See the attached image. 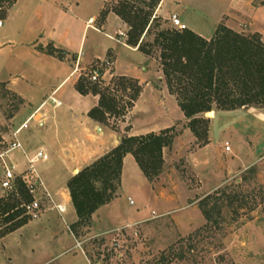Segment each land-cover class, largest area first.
Returning a JSON list of instances; mask_svg holds the SVG:
<instances>
[{"label":"rangeland","instance_id":"rangeland-1","mask_svg":"<svg viewBox=\"0 0 264 264\" xmlns=\"http://www.w3.org/2000/svg\"><path fill=\"white\" fill-rule=\"evenodd\" d=\"M18 1L0 3V20L4 22L8 18ZM120 1L136 5L135 10H151L140 0H99L101 13L95 23L99 26L105 24L108 15L103 18V14H116L114 9ZM163 1L154 9L156 20L150 21L151 30L144 40L148 48L154 43L156 34L163 29L188 28L211 39L221 25L246 35L259 33L264 41V0H190L197 13L183 12L181 0H166L164 4ZM174 14L179 16L185 28L180 29L174 25L171 20ZM2 27L0 32L6 28ZM125 27L127 42L130 28L127 23ZM123 34L121 32L113 35L119 38ZM151 49L150 55L141 51V56L119 48L118 66L113 50H107L103 60L96 58L98 53L92 52L81 63L77 62L74 55L69 57L77 71L74 78L76 90L80 83L92 89L94 82L89 77L93 70L100 69L103 71L102 82L95 84L100 86L101 92H107L117 99L119 113L109 114L106 122H99L89 116L98 126V129L94 128L96 136L89 140L93 149L103 150L101 128L105 129L107 135L111 134L114 138L116 136L119 143L126 136L160 133L167 128L173 129L172 133L176 136L171 145L172 149H166L162 173L152 181L148 179L151 182L152 195L144 197L145 188L139 177L140 167L135 161V166L128 163L123 195L112 208L104 210L102 219L96 217L94 220L92 216L90 224H79V217L74 223L69 221L72 236L60 238L61 241L55 246V253L69 250L73 237L75 246L87 255L90 264H264V107L237 108L244 109V119L235 118L236 116L232 118L234 114H220L215 120L214 112L210 116L208 113L200 114V117L209 121V129L215 121L218 127L216 139L221 135V129H225V135L214 144L213 157H192L206 144H203V138L199 139L194 134L190 128L191 119L185 115L176 96L169 90L161 65L160 48L154 46ZM50 50L55 52V49ZM58 52L63 57V51ZM1 63L2 61L0 66ZM130 65L138 66V73L144 76L143 82L126 72ZM2 67L5 72H11L13 77H18L21 82L18 88L35 100L56 85L70 70L66 63L43 65L39 59L20 56L7 61ZM141 67L146 70L142 71ZM26 76L28 79H36L34 84L29 82L31 80L27 81ZM122 78L139 81L142 92L136 101L132 100V88L123 90ZM147 83L150 84L152 92L146 93L139 102ZM87 95L96 96V106L99 105L100 94L90 92ZM30 110L35 109H31L7 82L0 81V199L8 196L10 192L1 185L7 166H16V182L22 180L28 185L35 179V172L30 168L26 154L32 157L42 149L50 155L47 161L39 160L36 164L53 188L65 186V181L60 179L64 172L68 174V187L70 179L84 167L76 157H61L56 154L52 140L44 133L51 130L53 121L63 116L52 108H40L32 111L33 113H27ZM234 110H221L214 106L212 111L220 113ZM235 120L246 124L245 130L240 129L237 137L231 134L232 121L235 125ZM20 128L23 129L18 137L23 139V149L11 150L14 141L12 134ZM210 138L208 132V143ZM226 141L231 142L230 152L226 150ZM80 148L78 145L63 147L68 152ZM111 150L100 157H90V162L96 159L93 162L95 163ZM95 153L99 154L101 151ZM238 157H245L248 161L232 165L231 160ZM254 157L261 160L256 162ZM56 192L58 191H54ZM67 193L70 194V190ZM209 194L214 199L208 207H215L216 203L213 220L207 219L201 206L202 199ZM62 195L59 193V196L66 199ZM216 197L219 200L216 201ZM130 198L134 201L133 205L130 204ZM41 204V216L35 220L29 219L25 224L33 223L27 230H23L22 235L25 238L22 241L11 234L25 225L4 235L2 233L8 227L3 224L0 216V264H17L13 254L18 255V249L24 244L28 248L32 247L36 241L28 242L27 239L35 233L41 237L37 241L44 238L49 241L52 232L63 236L65 222L62 215L57 214L52 200L43 197ZM75 227L76 234L73 232ZM78 243L81 245L78 246ZM45 259L46 256L42 255L34 263ZM80 264L85 263L82 261Z\"/></svg>","mask_w":264,"mask_h":264},{"label":"trees","instance_id":"trees-1","mask_svg":"<svg viewBox=\"0 0 264 264\" xmlns=\"http://www.w3.org/2000/svg\"><path fill=\"white\" fill-rule=\"evenodd\" d=\"M6 1L10 0H0V3ZM160 1L140 0L151 8L149 11L143 8L135 10L137 6L128 1H120L114 10L129 25L128 45L147 55L152 53L151 47L160 48L161 65L169 90L191 119L190 128L194 134L207 144L209 121L200 114L211 112L214 106L221 110L264 107V41L259 33L246 35L221 25L211 39L188 28L163 29L148 48L144 40L151 30L150 21L157 18L154 9ZM103 15L106 18L108 12ZM100 72L103 73L102 70ZM121 81L123 90L133 89L132 100L136 101L142 92L139 81L133 78H122ZM99 88L95 83L92 89L83 83L77 86L83 95L90 92L101 95L99 105L89 112V116L106 122L109 114L119 113L117 99ZM172 132L173 129L167 128L160 133L123 137L108 154L74 175L68 182V188L79 217L78 223L90 224L93 214L101 206L118 197L127 154L134 156L150 181L158 177L165 164L164 148L171 146L176 136ZM212 199L214 196L209 194L201 201L208 220H213L216 207V203L215 207H208ZM31 200L32 195L25 182L17 180L16 188L0 199V216L8 227L2 234L28 223L30 217L21 205ZM73 232L76 234V227Z\"/></svg>","mask_w":264,"mask_h":264},{"label":"crops","instance_id":"crops-1","mask_svg":"<svg viewBox=\"0 0 264 264\" xmlns=\"http://www.w3.org/2000/svg\"><path fill=\"white\" fill-rule=\"evenodd\" d=\"M165 1L166 0L163 1V4ZM181 3L183 12L197 13L196 8L191 5L190 0H181ZM100 13L101 5L99 0H19L14 5L8 18L4 20L2 29L6 26L5 30L0 32V61H2L0 66V81L7 82L12 90L22 96L31 109H35L30 110L27 113H33L40 108H47V110L52 108L63 116V118H60V116L57 120L53 121L51 123V130L44 131V133H46V136L52 140L51 143L55 147L54 151L56 154L61 157H76L78 162L84 164V167L91 165L96 160L90 162V157H100L104 155L109 150L116 147L119 144V141L116 140V136L114 138L111 134L107 135L105 129L101 128L103 136L100 135V138L102 139L103 150L100 148L93 149L90 146L89 140L96 136L94 134V128L98 129V126L89 117V111L98 104V98L93 95H83L76 90L74 78L77 71L76 67L74 68L72 62H70L69 57L74 55L75 58H77V62L81 63V61L92 52L98 53L96 58L103 60L106 51L113 50L116 54L115 63L118 66L120 63V55L118 54L119 48L125 49L128 53L130 52L143 56L137 47H132L125 42L126 23L120 17L111 12L108 14L105 24L99 26L95 22ZM121 32L124 33L121 37H114L113 34H120ZM205 38L209 39L210 37ZM50 48L55 49V52H51ZM59 50L63 51V57L59 56ZM19 56L26 59H39L43 65L66 63L69 64L70 70L56 85L41 95L38 100H35L32 96L26 95L20 88H18L21 83L18 80V77H13L11 72H5V69L2 67L7 61L15 60ZM141 70L144 71L146 68L141 67ZM126 72L132 76L140 78L141 82H143L144 76H141L138 73V66L130 65ZM25 79L27 81L31 80L29 82L33 84L34 81H36L34 78L28 79L27 76ZM144 91L145 92H143L139 102L145 97L146 93L152 92L149 83L146 84ZM52 98H56L58 101L62 102V104L60 106H55L52 102ZM243 110L244 109H237L220 113L214 111V119L216 120L220 114L229 116H232L230 114H234L232 118L236 116L235 118L243 117L244 119L246 117ZM234 122H236L235 125L232 121L233 129L231 131L232 133H230L237 137L241 130H245L246 124L236 120ZM217 130L218 127L215 125V121H213V124L209 129L211 136L210 142L200 148L192 157H213L214 144H217L218 140L225 135L223 134L225 129H223V131L221 129V135H218L217 140L215 137ZM21 140L23 141V139ZM99 140L100 139H98V141ZM227 142L228 141H226V143ZM230 144L231 142L229 141V145ZM66 145L73 147L78 145L81 148L74 150L71 149L70 152H68L63 149ZM174 146L175 145L173 144V148ZM230 148L231 151L232 146H230ZM166 149L167 147L164 148V155L166 154ZM168 149L170 151L172 147L170 146ZM98 151H101V153H95ZM164 157H166V155ZM255 159L256 162L261 160L259 157H256ZM134 161L137 164L132 154H127L125 156L119 196L110 203L101 206L93 214L94 220L96 217L102 219L104 210L112 208L114 203L123 195L126 166L128 163L134 165ZM246 161H248L247 158L238 157L231 160V164H235L236 166L246 163ZM203 162H206V160ZM35 169L38 176L51 192L54 201L56 203L65 204L67 207V211L62 214V219L65 222V232L63 233V236L58 232H52L49 241L45 238L37 241V239H40L41 237L39 238V234H33L31 238H28L27 240L28 242L36 241L35 244L30 248L27 247V244L22 245V247L18 249V252L20 253L18 255L15 253L13 254V259H16L18 262H16L17 264H54L55 262H59V264H80L82 261H84L85 264H90L87 255L75 246L74 239H72L73 237H71L73 244L69 250L55 253V246L61 241L60 238L72 236L69 221L74 223L78 220L76 209L73 205L70 194H66V191H69L67 187V172H64V174L60 176V179L65 181V186L61 188H53L52 186H49L45 180V176L39 171L36 163ZM244 169L246 170L247 167ZM139 174L145 188V191H143L144 197L148 198L152 195L151 182L142 170ZM62 181L60 180V183ZM62 190L64 192H62ZM54 191L58 192L54 193ZM59 193L63 194L62 196L65 195L66 199L59 196ZM57 214L59 213L57 212ZM32 224L33 223L30 222L23 226L12 233L11 236H15L17 240L22 241L23 238H25V235H22L23 230H27ZM67 231H69V233ZM42 255L46 256V259L44 260L45 262L34 263V261L38 260Z\"/></svg>","mask_w":264,"mask_h":264},{"label":"built area","instance_id":"built-area-1","mask_svg":"<svg viewBox=\"0 0 264 264\" xmlns=\"http://www.w3.org/2000/svg\"><path fill=\"white\" fill-rule=\"evenodd\" d=\"M174 25L178 28H185L186 26L182 24L179 16L177 14L172 15L171 18ZM3 20H0V28L3 26ZM90 81L96 83V82H102L101 80V72L100 69H95L92 71L90 77ZM52 102L55 106H60L62 102L58 101L56 98H52ZM23 128H20L17 130V132H13V142L11 146V150L16 149H23V143L18 137L19 132ZM226 150L230 151V145L227 142L226 143ZM27 155L28 163L30 164V168L35 172V179L33 181H30V183L27 185L29 193L32 195V200L30 202H25L21 205V207L24 209V212L26 215L30 217V219L35 220L39 218L42 214V204L41 200L43 197H48L52 200L53 206L56 209V211L62 215L67 211V207L65 204L62 203H56L52 197L51 192L46 187L45 183L42 181V179L38 176L36 169H35V163L39 160L47 161L49 159V155L42 149L38 150L32 157L30 155ZM16 166L11 165L6 167V172L4 179L1 183L2 187L6 190L13 191L16 188ZM130 204L133 205L134 201L130 199ZM1 226V225H0ZM1 228V227H0ZM81 244L78 243V246Z\"/></svg>","mask_w":264,"mask_h":264},{"label":"bare ground","instance_id":"bare-ground-1","mask_svg":"<svg viewBox=\"0 0 264 264\" xmlns=\"http://www.w3.org/2000/svg\"><path fill=\"white\" fill-rule=\"evenodd\" d=\"M214 111L208 112L209 116L213 113Z\"/></svg>","mask_w":264,"mask_h":264}]
</instances>
